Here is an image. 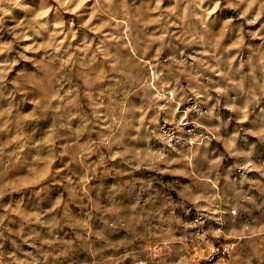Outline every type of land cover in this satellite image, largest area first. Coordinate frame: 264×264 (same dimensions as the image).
Wrapping results in <instances>:
<instances>
[{"label": "rangeland", "instance_id": "374dc122", "mask_svg": "<svg viewBox=\"0 0 264 264\" xmlns=\"http://www.w3.org/2000/svg\"><path fill=\"white\" fill-rule=\"evenodd\" d=\"M0 264H264V0H0Z\"/></svg>", "mask_w": 264, "mask_h": 264}, {"label": "built area", "instance_id": "2783aa9c", "mask_svg": "<svg viewBox=\"0 0 264 264\" xmlns=\"http://www.w3.org/2000/svg\"><path fill=\"white\" fill-rule=\"evenodd\" d=\"M211 250L214 254H218L221 251V248L219 246H212Z\"/></svg>", "mask_w": 264, "mask_h": 264}]
</instances>
